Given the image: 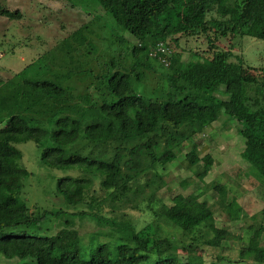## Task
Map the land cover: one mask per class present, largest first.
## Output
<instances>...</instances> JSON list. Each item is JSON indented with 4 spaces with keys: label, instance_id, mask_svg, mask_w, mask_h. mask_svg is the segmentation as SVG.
I'll return each mask as SVG.
<instances>
[{
    "label": "trees",
    "instance_id": "1",
    "mask_svg": "<svg viewBox=\"0 0 264 264\" xmlns=\"http://www.w3.org/2000/svg\"><path fill=\"white\" fill-rule=\"evenodd\" d=\"M60 1L75 7L73 0ZM96 1L133 42L112 27L104 39L108 47L119 44L120 52L96 56L95 69L82 64L94 49V16L57 45L72 63L59 67L65 73L58 67L37 72L32 61L0 81V258L13 264H188L177 259L178 248H218L230 234L215 226V208L199 200L206 184L199 193L175 194L169 204L157 196L171 189L165 166L180 164L204 183L213 158L196 155L193 137L223 115L255 154L251 169L264 185V141L248 127L264 130V65L247 64L237 53L243 39L264 42V0H178L170 24L162 18L173 0ZM21 16L0 3V17ZM160 43L173 52L152 54ZM74 78L82 80L81 91L69 85ZM29 141L40 150V164L67 171L55 178L53 196L61 201L51 210L30 211L24 199L31 173L20 165L15 145ZM184 144L190 151L179 162ZM209 188L218 207L238 219L241 208L226 201V186ZM260 218L241 254L263 264L264 208ZM83 220L97 227L87 241L75 228ZM163 227L179 231V238L163 236Z\"/></svg>",
    "mask_w": 264,
    "mask_h": 264
},
{
    "label": "rangeland",
    "instance_id": "2",
    "mask_svg": "<svg viewBox=\"0 0 264 264\" xmlns=\"http://www.w3.org/2000/svg\"><path fill=\"white\" fill-rule=\"evenodd\" d=\"M0 3L22 14L21 19L16 21L0 17V81L2 82L12 80L32 61L35 62L37 72H42L44 68L71 65L66 48L62 45L57 47V45L71 32L89 22L92 17L94 19V16L98 22L94 20L96 23L92 24L94 32L89 37L94 49L90 58L85 56L84 60L81 59L82 64L86 66L89 64V67L95 69L96 56L108 58L120 52V45L117 43L108 47L107 40L110 38L109 35H112L110 31L112 27L116 30H114L115 35L123 36L129 42L134 41L126 31L112 22L110 15L102 11L96 0H73L75 7L60 0H0ZM178 4V0H173L166 8L162 18L163 23H172L173 10ZM102 24L107 27H105L106 30L97 26ZM107 35L106 40L104 38ZM241 43L242 47L237 50V53L240 52L246 57L247 64L264 65V42L243 39ZM83 51L79 49L80 54ZM73 57L75 65H79L78 57ZM185 57L186 55L183 59ZM62 68L59 69L65 73V67ZM53 71L58 72V70ZM24 74L28 77L33 76L32 70H27ZM69 85L74 86L77 91H81L84 86L82 80L77 78L71 79ZM7 86L10 87V85ZM1 88L0 86V90ZM147 92L152 93V90L148 89ZM218 98L225 99L221 96ZM224 118L223 115H219L211 127L193 137L196 155L203 157L209 154L213 158V165L204 183L199 182L180 164L165 166L167 175L164 176L171 189L169 191L161 189L157 196L169 204L175 194L199 193L206 184L207 190L199 200H205L215 208V226L226 228L230 234L229 239L223 241L218 248L201 244L194 249L178 248L177 259L182 263L259 264L253 260L252 256L241 254V252L247 249L250 237L262 221L260 212L264 208V185L258 181L251 169L252 165L257 164L255 154L250 152L244 141L236 135V124L227 123ZM248 127L264 141V130L249 125ZM15 147L22 153L20 165L31 173L27 182L29 186L24 195L30 211L36 210L38 206L47 210L59 206L61 200L53 196L55 178L65 176L67 171L51 169L40 164L38 156L40 150L33 142H23ZM188 151H190L189 145L184 144L183 152L178 156L179 162ZM241 153L247 154V157H242ZM182 181H186L187 185L182 186ZM213 183L226 186V201L230 202L234 199L236 205L241 208L238 219L230 218L218 207L217 194L215 190L209 188ZM75 225L83 241H87L97 231L94 222L89 220L76 221ZM162 235L178 239L180 233L171 227H163ZM260 244L264 246V234ZM217 258L220 260L217 261ZM13 262L0 258V264H13Z\"/></svg>",
    "mask_w": 264,
    "mask_h": 264
},
{
    "label": "built area",
    "instance_id": "3",
    "mask_svg": "<svg viewBox=\"0 0 264 264\" xmlns=\"http://www.w3.org/2000/svg\"><path fill=\"white\" fill-rule=\"evenodd\" d=\"M155 49H156L155 52L153 51L152 54H155V53H157V52H159V53L167 52V54L170 55L171 52H173V50H172V51H171V50H168V49L165 48L164 45H162L161 43H160L159 45H157V47H156ZM162 63H163L164 65H168V60H167L166 58H164V59H162Z\"/></svg>",
    "mask_w": 264,
    "mask_h": 264
}]
</instances>
